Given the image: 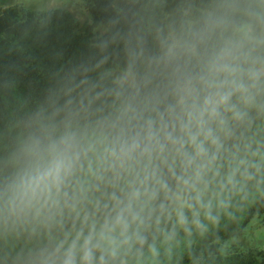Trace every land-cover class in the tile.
<instances>
[{"label": "clouds", "instance_id": "obj_1", "mask_svg": "<svg viewBox=\"0 0 264 264\" xmlns=\"http://www.w3.org/2000/svg\"><path fill=\"white\" fill-rule=\"evenodd\" d=\"M264 180V0H0V264H137Z\"/></svg>", "mask_w": 264, "mask_h": 264}, {"label": "trees", "instance_id": "obj_2", "mask_svg": "<svg viewBox=\"0 0 264 264\" xmlns=\"http://www.w3.org/2000/svg\"><path fill=\"white\" fill-rule=\"evenodd\" d=\"M254 218L264 225V180L259 179L231 201L219 223L203 236H181L179 243L170 246L157 239L159 255L152 257L145 252L137 264H264L262 249H240L235 244L224 252L220 248L223 240L241 236Z\"/></svg>", "mask_w": 264, "mask_h": 264}, {"label": "rangeland", "instance_id": "obj_3", "mask_svg": "<svg viewBox=\"0 0 264 264\" xmlns=\"http://www.w3.org/2000/svg\"><path fill=\"white\" fill-rule=\"evenodd\" d=\"M231 244L240 249H262L264 250V225L259 219H252L245 227L243 234L220 242V248L224 252Z\"/></svg>", "mask_w": 264, "mask_h": 264}]
</instances>
